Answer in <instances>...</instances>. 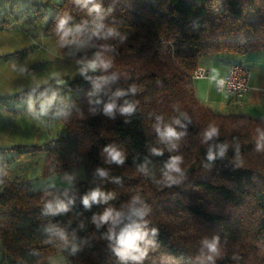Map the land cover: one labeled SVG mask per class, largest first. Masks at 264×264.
<instances>
[{"label": "trees", "instance_id": "16d2710c", "mask_svg": "<svg viewBox=\"0 0 264 264\" xmlns=\"http://www.w3.org/2000/svg\"><path fill=\"white\" fill-rule=\"evenodd\" d=\"M101 5L103 32L119 36H93L96 13L74 0L51 5L42 33L52 37L59 55L68 60L92 59L101 53L112 61L106 71L89 72L62 81L27 87L0 95V105L20 113L39 111L41 102L56 93L50 112L59 113L64 133L41 146L22 148L43 154L42 174L52 175L81 166L84 178L71 188L34 191L31 180L0 169V250L8 264H40L65 253L82 264H136L121 261L106 238L108 225L97 228L93 216L105 208L126 210L134 197L150 211L145 217L149 238L140 264H264V117L245 112H219L196 98L193 73L203 58L264 57V0H95ZM69 16V27L82 25L83 46L61 47L57 24ZM121 37L123 39H121ZM237 56V57H236ZM116 75L96 92L93 81ZM135 88V92L131 89ZM118 108L125 101L135 112L104 114L113 94ZM31 100V103H30ZM100 100L101 103H95ZM160 118L159 120L157 118ZM179 119L185 128L173 123ZM171 124L186 135L162 141L156 125ZM219 135L205 142L210 126ZM227 145L223 157L207 158L208 149ZM124 154L123 165L107 162L105 146ZM175 145V147H173ZM152 149L162 154H153ZM181 157V173L165 177L172 157ZM102 168L108 176L101 178ZM119 178V182H116ZM100 188L115 194L107 204L86 210L84 195ZM67 211L52 215L58 202ZM71 201V203L69 202ZM56 226L69 238L67 245L45 229ZM158 234L151 236V229ZM219 238V253L211 261L203 241ZM72 243L77 251H71Z\"/></svg>", "mask_w": 264, "mask_h": 264}, {"label": "clouds", "instance_id": "9594fccd", "mask_svg": "<svg viewBox=\"0 0 264 264\" xmlns=\"http://www.w3.org/2000/svg\"><path fill=\"white\" fill-rule=\"evenodd\" d=\"M74 2L82 7L88 8V5H91L88 8L89 13H96L97 17L93 21V30L92 35L107 39L109 37L119 36L118 32L109 28L107 32H103L104 25L102 23L103 17L101 13V5L95 3V0H74ZM71 17L64 16L59 19L57 24V33L59 35V43L61 47L69 45H78L83 46V41L78 39V36L84 31L82 25H76L75 27H69V20ZM121 39H123L121 37ZM81 65L79 72L86 79H91L87 76L89 72H96L97 70L106 71L112 66V61L105 58L101 53H96L92 59L85 58L84 60L78 61ZM116 75L113 74L110 77H99L93 81L94 88L96 92H99L104 84L109 83L111 80H115ZM221 85L223 82H220ZM132 92H135V88L131 89ZM125 92L118 90L116 91L110 101L104 104L103 112L106 115L111 116L114 111L118 110L122 115H131L135 112V105L128 101H125L122 106L118 108L116 99L117 97L124 96ZM56 93L54 92L51 97L45 98L40 105V115L46 116L51 109L53 103L56 101ZM31 103V100H30ZM95 103H101L100 100H96ZM160 119L159 117L157 118ZM174 124L179 125L181 128L186 126L181 124L179 119L173 121ZM156 132L158 133L162 141L171 143L174 140H179L181 137L186 135L184 131H177L175 127L171 124H165L161 126L159 123L156 125ZM205 142L211 140L213 137L219 135V128L210 125L204 132ZM175 147V145H173ZM218 151L214 152L210 147L208 149L207 158L209 161H213L219 157H223L226 153L227 145L220 144L217 146ZM264 148V145L258 144L257 150ZM103 152L107 154V162L115 163L117 165H123L124 163V154L114 145L105 146ZM153 154L160 155L162 154L157 149H152ZM182 162V158L172 157L170 162L166 165L167 171L165 172V177L169 182H177L176 177L172 176L171 173H181L179 164ZM96 174L105 178L108 176L107 171L102 168L96 170ZM182 174V173H181ZM116 182H119V178H116ZM115 198V194L112 192H104L100 188H96L90 191L88 194L84 195L82 198L83 206L86 210L91 209L93 204H107L110 200ZM71 203V201H69ZM47 212L55 215L60 212L67 211V205L62 201L57 203V206L53 208L52 204L49 203L47 206ZM150 209L143 203L139 197H134L132 201L126 206V210H117L112 207H107L100 215L93 216V223H95L97 228H100L102 225H108V230L106 233V238L110 241V245L115 252V254L120 258L121 261H133L136 264L142 262L149 250V246L154 244L153 239L149 238V230L147 229V221L145 217L148 215ZM47 233L51 236L58 237L66 245L69 242V238L66 233L57 228L56 226H51L45 229ZM158 234V230L153 228L151 229V236L155 237ZM204 249L207 250V255L203 256L202 259H207L211 261L215 255L219 253V238L214 237L212 240L203 241ZM71 251L75 253L77 251V246L75 243H72Z\"/></svg>", "mask_w": 264, "mask_h": 264}, {"label": "crops", "instance_id": "0c3cea01", "mask_svg": "<svg viewBox=\"0 0 264 264\" xmlns=\"http://www.w3.org/2000/svg\"><path fill=\"white\" fill-rule=\"evenodd\" d=\"M59 1L0 0V71L7 73L5 81L0 82V95L54 81L50 73L53 67L58 68L60 55L52 37L42 33V27L49 17L51 5ZM240 62L250 68L249 87L241 104L226 99L218 89L219 80L226 75L231 64L225 56L203 58L199 68H203L205 73L194 78L196 98L215 111L245 112L254 117H264V57L246 56ZM30 72L31 76L28 75ZM2 111L5 116L8 113L15 114L14 117L22 114L0 105V114ZM30 112L36 111H27ZM35 121L32 129L41 124Z\"/></svg>", "mask_w": 264, "mask_h": 264}, {"label": "rangeland", "instance_id": "374dc122", "mask_svg": "<svg viewBox=\"0 0 264 264\" xmlns=\"http://www.w3.org/2000/svg\"><path fill=\"white\" fill-rule=\"evenodd\" d=\"M237 57V56H236ZM238 59H245L241 56ZM81 65L76 60L64 59L60 56L58 68L53 67L50 77L53 82L62 81L65 77L70 78L79 75ZM38 72V71H37ZM34 72V73H37ZM32 75V72L28 74ZM7 78L6 72L0 71V82H4ZM51 80V79H50ZM48 80L47 82H50ZM46 82V83H47ZM40 110L36 112H21L19 116L14 117L13 114H0V169L3 166L9 175H24L31 180L32 189L34 191L49 188H71L73 182L84 178V172L81 166L74 167L63 172L52 175L42 174L43 154L24 153L19 157V150L23 148H31L41 146L44 142L64 133V128L59 120V113L54 111L48 112L46 116L40 115ZM37 113V114H35ZM39 116L36 118L35 116ZM11 115V117H10ZM37 119L35 121V119ZM34 119V120H33ZM42 120V121H41ZM40 125L35 128L36 124ZM10 125V126H9ZM9 126V129H7ZM21 128V129H20ZM32 129V130H31ZM14 141L11 143V141ZM0 264H8L0 250ZM40 264H82L81 262L70 261L65 253H56Z\"/></svg>", "mask_w": 264, "mask_h": 264}, {"label": "built area", "instance_id": "2783aa9c", "mask_svg": "<svg viewBox=\"0 0 264 264\" xmlns=\"http://www.w3.org/2000/svg\"><path fill=\"white\" fill-rule=\"evenodd\" d=\"M205 73L203 68H196L193 78L201 77ZM250 76V68L242 63H236L229 66L226 75L219 80L218 89L226 99L235 100L237 104H241L246 91L248 90V79ZM223 82L221 85L220 82Z\"/></svg>", "mask_w": 264, "mask_h": 264}]
</instances>
